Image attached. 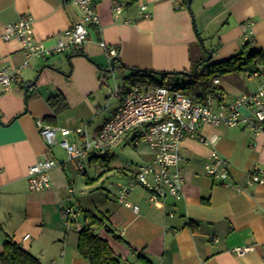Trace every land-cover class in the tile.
<instances>
[{"label":"crops","instance_id":"1","mask_svg":"<svg viewBox=\"0 0 264 264\" xmlns=\"http://www.w3.org/2000/svg\"><path fill=\"white\" fill-rule=\"evenodd\" d=\"M93 2L99 22L88 23L87 40L78 50L28 57L17 39H0V69L9 65L23 80L0 86V254L10 237L40 264H90L78 253V231L64 222L62 209L68 205L74 211L68 218L81 224L85 210L106 214V223L120 239L101 226L93 229L121 264H264V182L246 183L254 167L264 168V130L202 124L195 137L185 135L179 143L185 160L181 196L149 200L150 191L135 184L125 205L117 192L133 181L137 165L151 162L145 143L134 146L123 137L107 154L90 152L81 173L76 158L57 143L48 146L35 124L42 119L58 128V141L66 137L78 144L82 139L76 128L92 138L99 132L118 103L109 96L111 71L101 43L116 48L118 63L155 74L188 72L203 58L226 60L245 42V52L257 50L264 57V0H191L190 8L187 0H121L118 15L113 0ZM142 4L149 17L140 12ZM23 15L30 17L34 37L53 46L81 11L72 0H0V30ZM254 71L256 76L247 69L214 77V105L264 84V59L257 60ZM25 83L35 90L25 91ZM57 93L68 108L54 114L47 99ZM102 111L106 115L100 117ZM61 128L69 133L63 136ZM212 137L214 147L206 141ZM128 145L138 153L137 161H115L116 150ZM213 148L229 160L224 181L205 172ZM43 158L56 161L50 170L52 186L31 191L27 169ZM70 185L74 193L68 191ZM25 234L29 239L23 240ZM235 246L249 249L237 254L231 251Z\"/></svg>","mask_w":264,"mask_h":264},{"label":"built area","instance_id":"2","mask_svg":"<svg viewBox=\"0 0 264 264\" xmlns=\"http://www.w3.org/2000/svg\"><path fill=\"white\" fill-rule=\"evenodd\" d=\"M80 9L81 17L71 27L64 31V37H59L53 46H46L34 37L32 21L29 16H20L15 21L5 23L0 30V39H17L28 57L48 56L54 53L78 50L87 40L89 24H98L99 18L93 0H72ZM113 11L116 15L121 12V0H113ZM143 17H149L147 6L139 7ZM105 49L107 63L112 67V59L116 56V48L101 43ZM25 65L27 62L24 63ZM111 83L108 85L110 98H116L118 103L111 116L104 122L99 132L92 137L84 128H76L75 133L81 136V142H69L66 137L57 140V127L42 119H37L35 124L43 140L48 146L59 144L67 155L77 160V171L83 173V160L92 153L110 152L123 137H128L129 142L137 146L145 143L151 152L150 163L139 164L133 171V181L121 187L117 192L119 202L128 205L127 195L135 184H139L150 191L149 200L164 194L179 198L185 182L182 173L184 158L180 150V140L189 135L195 137L199 127L204 124L213 126L225 125L234 127L243 125L255 133L264 130V84L254 91L237 95L228 103L214 105V96L208 93L201 101H194L179 88L172 85L148 80H130L119 82L115 75L114 66L111 68ZM253 70L251 76H256ZM13 83L23 84L20 75L9 65L0 69V86L8 87ZM217 84L218 79L214 78ZM28 84L27 92L35 90L34 85ZM24 84V85H25ZM63 136L69 133L66 128L59 129ZM213 147L214 137L206 140ZM56 165L53 158H43L27 169L28 188L31 191H44L50 188V170ZM229 160L220 155L213 148L209 161L204 165L208 176L219 180H226L229 176ZM151 177V180L149 179ZM264 182V168L256 166L248 174V185ZM70 193L75 188L70 185ZM134 212L138 211L137 205H132ZM64 222L67 229L79 231L81 223L70 220L68 215L73 214L71 206H63ZM25 234L23 240L29 239ZM249 247L235 246L231 249L234 253H242ZM54 264V263H51Z\"/></svg>","mask_w":264,"mask_h":264},{"label":"trees","instance_id":"3","mask_svg":"<svg viewBox=\"0 0 264 264\" xmlns=\"http://www.w3.org/2000/svg\"><path fill=\"white\" fill-rule=\"evenodd\" d=\"M186 1V0H185ZM249 43L245 42L243 49L234 54L232 57L215 63H210L209 60L201 59L200 63L197 62L198 67L194 73V69L188 71L186 75V83L182 85H172L182 90L187 94L190 99L194 101H201L208 93H212L214 97L218 96V87L213 83L214 77L218 75H225L234 72H241L244 70L253 71L256 69L257 60L264 59L262 52L257 50H248ZM114 58V68L119 69L122 73L125 70H130L128 76H125L127 81L132 78L134 80H148L155 81L152 70H143L126 67L122 63H118V58ZM162 75V82L166 84L165 78L169 76L170 72L159 73ZM47 103L54 112V114L61 113L68 108V103L61 93L50 96ZM107 216L105 213H93L92 211L85 210L83 214V223L81 229L78 231L77 250L81 256L89 261L90 264H121L120 257L112 250L108 241L101 237L93 229L94 225L101 226L104 230L110 233L115 239H120L115 234L110 224L106 223ZM3 250L0 254L2 264H40L38 259L33 256L29 251L21 247L20 244L7 237L3 241Z\"/></svg>","mask_w":264,"mask_h":264},{"label":"rangeland","instance_id":"4","mask_svg":"<svg viewBox=\"0 0 264 264\" xmlns=\"http://www.w3.org/2000/svg\"><path fill=\"white\" fill-rule=\"evenodd\" d=\"M206 44L207 43H205V45ZM201 46L203 47V44H201ZM209 60L211 61L212 58H210ZM194 67H195V65L193 66V69H194ZM107 74H109V73L107 72ZM110 74H111V72H110ZM115 75H116L117 80L120 83L127 81L125 78V76H128L127 73H125V72L121 73L119 70H115ZM153 76H154L155 82H158V83L162 82V75H160L158 73V74H154ZM131 80H134V79L132 78ZM109 81H111L110 78H109ZM165 81H166L165 83L167 85H176V84L182 85V83H184V82L186 83L187 77H186V75H183V74L174 73V74H170L169 76H167L165 78ZM105 115H106V111H102V113L100 114V117L105 116ZM114 159L118 163L130 162L129 160L136 162L138 159V153L135 151L134 148H132V146L128 145L126 147L118 148L115 152ZM81 178H84V176L81 175ZM78 212H79V214L81 213L80 211H78Z\"/></svg>","mask_w":264,"mask_h":264},{"label":"water","instance_id":"5","mask_svg":"<svg viewBox=\"0 0 264 264\" xmlns=\"http://www.w3.org/2000/svg\"><path fill=\"white\" fill-rule=\"evenodd\" d=\"M191 2V0H187V6H188V8H190V3ZM207 60V59H206ZM114 66V58L112 59V67ZM111 67V68H112ZM197 67H198V64L197 65H195V67H194V73L196 72V70H197ZM111 68H109V69H107V70H109V71H111ZM186 71H174V72H171V73H185ZM187 74H189L188 72H186ZM27 88H28V84H25V91H27Z\"/></svg>","mask_w":264,"mask_h":264}]
</instances>
